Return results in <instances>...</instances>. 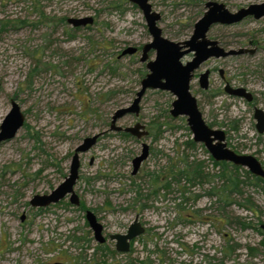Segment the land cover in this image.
<instances>
[{
  "label": "rangeland",
  "instance_id": "374dc122",
  "mask_svg": "<svg viewBox=\"0 0 264 264\" xmlns=\"http://www.w3.org/2000/svg\"><path fill=\"white\" fill-rule=\"evenodd\" d=\"M150 1L161 13L164 35L181 41L191 36L209 0ZM216 1L235 11L264 0ZM87 15L95 18L94 24L72 37L65 34L69 27L57 26L61 16ZM209 35L227 48L247 46L252 52L209 59L197 71L213 70L209 90L194 79L192 91L207 122L225 130L228 145L264 164V134L256 129L253 104L222 93L225 83L218 71L223 68L231 82L247 86L264 109V17L216 25ZM250 39L258 43L249 44ZM150 40L144 14L131 0H0V122L12 99L25 114L22 128L0 145V264H264V232L259 230L264 223V185L251 183L244 171L242 192L229 198L207 194L212 186L222 187L214 178L187 193L201 196L182 208L176 185L138 200L139 190L151 191L147 174L176 159L184 142L193 138L184 127L186 117L166 114L174 96L165 90H149L140 115L118 122L129 126L140 121L153 135L124 138L107 130L113 113L130 105L140 88L147 72L141 48ZM129 46L140 51L120 55ZM155 123H163L158 139ZM104 130L98 143L81 155L75 191L96 211L107 237L126 232L140 215L146 231L125 254H115V244L108 240L106 248L91 255L97 241L85 212L68 198L45 212L29 204L34 194L47 193L64 179L76 145ZM144 141L150 155L133 174L132 160ZM188 152L205 161L210 174L219 172L204 146ZM79 246L90 248L82 259Z\"/></svg>",
  "mask_w": 264,
  "mask_h": 264
},
{
  "label": "water",
  "instance_id": "95a60500",
  "mask_svg": "<svg viewBox=\"0 0 264 264\" xmlns=\"http://www.w3.org/2000/svg\"><path fill=\"white\" fill-rule=\"evenodd\" d=\"M131 1L143 12L151 35V40L142 47L140 58L146 65L147 73L141 79L140 88L132 103L118 108L113 113L107 130L125 131L139 139L148 137L150 133L146 124L137 121L134 125L122 126L118 122L127 115H140L141 102L149 90L169 91L174 96L170 109L171 115L174 118L186 117L194 141L203 144L214 160L231 162L264 178V165L257 156L239 153L231 148L227 143L225 130L213 127L207 122L200 108L198 97L193 93L191 86L196 72L209 59L224 58L246 52L245 48L227 49L223 47L217 39L209 37L211 28L216 24L234 25L250 16L255 19L263 18L264 1L251 3L232 11L224 2L209 0L205 4L204 14L195 22L191 36L181 41H175L164 35L163 28L159 24L162 18L161 13L154 9L150 0ZM68 22L74 26L85 27L94 23V17L91 15L72 17L68 19ZM136 51L137 47L129 46L122 51L121 55L133 54ZM151 52L154 53L152 58ZM189 54L192 55L191 59L184 60ZM209 76L210 69L204 70L199 75L200 85L204 89L209 88ZM225 89L231 95L245 98L247 101L253 100V94L246 87H233L227 83ZM254 117L258 132L264 133V109L255 106ZM24 121L25 114L22 112L20 104L12 99L8 112L0 122V145L12 139L22 128ZM107 130L86 136L76 145L69 161L68 173L64 179L49 192L34 194L29 199L30 206H47L58 203L64 198H68L72 205H80L81 200L78 192L75 191V185L80 178L81 155L90 151ZM149 155L150 145L144 141L141 153L132 160L133 174L138 173L142 163ZM86 217L95 230L97 240L104 241L103 223L92 210L87 211ZM261 228L264 232V223L261 224ZM145 231L146 227L142 224L138 214L129 225L127 232L111 234L110 238L116 240V247L119 251L127 252L131 248V241Z\"/></svg>",
  "mask_w": 264,
  "mask_h": 264
},
{
  "label": "trees",
  "instance_id": "16d2710c",
  "mask_svg": "<svg viewBox=\"0 0 264 264\" xmlns=\"http://www.w3.org/2000/svg\"><path fill=\"white\" fill-rule=\"evenodd\" d=\"M134 6L137 5L134 4ZM122 11H124V9H122ZM146 73L147 72L142 73V78L146 75ZM169 111V109H166V114L169 118H172L173 116L171 115V113H168ZM155 124H157L159 131L154 136L155 139H158V137L162 136L164 131L162 129L163 123ZM210 125L212 126V124ZM184 127L189 130L187 124H184ZM235 128L236 127H234V125L231 127V129ZM117 133L124 138H137L136 136H133L125 131H119ZM149 133L150 135H153L152 131H150ZM198 145H201L202 147L204 146L203 144H198L196 141H194L193 138L186 140L184 142V149L177 152L176 159L170 158L168 165L151 174H147V176H149V182L151 186L149 190L151 191L148 194H145L141 193L139 190L138 195L140 196V198L138 200L141 199V196L145 197L144 199L149 200L151 197L159 195L162 189L170 190L172 188V185H176L182 199V201L178 203V206L182 208L185 206V203H188L192 199L194 200V202H196L201 196L200 193L197 194L196 192H194V195H189L187 193H193L194 187H196L198 184L204 185L205 183H212L214 181V178H218L222 181V187L220 188V186H212L209 190H206L207 194L210 196H219L220 194V198H229L234 193L242 192L241 184L245 182V180H242V171L245 172V174L243 175H245L246 179H249L251 183H254L256 185H264V178L256 176L249 170L244 169L242 166L235 165L231 162L213 160L211 158L212 156L210 158L212 159L213 163L220 168L218 173L210 174V172L205 169V161L199 160L188 152V150H193L198 147ZM229 146H231L230 143ZM231 148L233 147L231 146ZM233 149L236 150L235 148ZM145 203L142 204V207L146 206ZM82 205L83 207H85L83 203ZM243 225L246 226L247 224ZM259 230L260 232H263L261 228H259Z\"/></svg>",
  "mask_w": 264,
  "mask_h": 264
},
{
  "label": "flooded vegetation",
  "instance_id": "af4514ba",
  "mask_svg": "<svg viewBox=\"0 0 264 264\" xmlns=\"http://www.w3.org/2000/svg\"><path fill=\"white\" fill-rule=\"evenodd\" d=\"M206 4V3H205ZM206 10V9H205ZM205 10H204V12H205ZM204 14V13H203ZM202 14V15H203ZM72 17H74V16H68V17H60V18H58L57 20H58V22H57V24H54V26H67V27H69V30L65 33L66 34V36L68 37H72L73 36V34H74V32L75 31H78L80 28H82V27H80V26H74V25H72L71 23H69L68 22V19L69 18H72ZM249 18H253L252 16H250V17H247L246 19H249ZM246 19H244V20H246ZM253 19H255V18H253ZM261 19V18H260ZM243 20V21H244ZM256 20H258V19H256ZM94 22H95V18H94ZM242 22V21H241ZM94 24V23H93ZM238 24V23H237ZM216 25H222V24H216ZM216 25H214V26H216ZM53 26V25H52ZM213 26V27H214ZM212 27V28H213ZM63 28V27H62ZM211 28V29H212ZM211 31V30H210ZM209 37H210V35H209ZM210 38H212V37H210ZM212 39H215V38H212ZM218 40V39H217ZM219 41V40H218ZM219 43L223 46V47H225L220 41H219ZM258 42L256 41V40H253V39H250V41H249V44H257ZM225 48H227V47H225ZM240 48H245L246 49V52L245 53H247V52H250L251 50H249L248 48H247V46H245V47H240ZM258 48H259V46H258ZM227 49H229V48H227ZM239 49V48H238ZM141 50H142V48H141ZM140 50H139V48H137V51L136 52H139ZM135 52V53H136ZM252 52V51H251ZM229 57V56H228ZM224 58H226V57H224ZM207 62V61H206ZM206 62H205V64H206ZM206 69H210V68H206ZM206 69H204V70H206ZM203 70V71H204ZM203 71H201L199 74L196 72V76H195V78L194 79H198L199 80V75L203 72ZM219 74H220V77H221V79L223 80V82L225 83L224 84V88H223V91H222V93H226L227 95H229V96H231V97H235V98H242V97H238V96H234V95H231V94H229L227 91H226V89H225V86H226V84L227 83H229L231 86H233V87H246L252 94H253V100L252 101H247L245 98H242V99H245L248 103H250V104H253V110H254V112H255V106H259L258 105V98L256 97V95L247 87V86H245L244 84H236V83H233V82H231L229 79H228V76H227V74H226V72H225V70L223 69V68H220L219 70ZM212 72H213V70H211L210 69V76H209V79H210V84H211V74H212ZM199 85H200V82H199ZM200 87H201V85H200ZM202 88V87H201ZM209 88H210V85H209ZM209 88L208 89H204V88H202L205 92H207L208 90H209ZM260 107V106H259ZM262 108V107H261ZM263 109V108H262ZM253 116H254V113H253ZM254 119H255V117H254ZM256 120V119H255ZM256 129H257V126H256ZM149 130V129H148ZM258 131V130H257ZM150 132V131H149ZM106 133V132H105ZM104 133V134H105ZM259 133V132H258ZM103 134V135H104ZM259 134H264V133H259ZM149 136H150V134H149ZM139 139V138H138ZM264 165V164H263ZM65 199V198H64ZM63 199V200H64ZM80 200H81V198H80ZM62 201V200H61ZM60 201V202H61ZM60 202H58V203H60ZM58 203H55V204H50V205H47V206H42V207H35V208H38V211L39 212H45V211H47V210H49L50 209V207H52V206H56ZM74 207H76V208H78V209H80V210H82V211H84L85 212V218H86V221H87V224H88V226H89V228H90V231L93 233V236H94V239H95V241H97V246H95L94 247V249L93 248H91L92 250H93V252H91L90 254L91 255H95L97 252H99V251H101L102 249H104V248H106V244L108 243V240H110L112 243H114L115 244V249L113 250L114 251V253L115 254H125V253H127V252H129L130 250H131V248H130V250L129 251H127V252H123V251H119L118 249H117V247H116V240H113V239H111L110 238V235L111 234H115V233H125V232H114V233H110L109 235H108V237H107V235L105 234V226L103 225V236L105 237V240L104 241H98L97 240V238H96V236H95V230L92 228V226L90 225V223H89V221L87 220V217H86V215H87V211L88 210H92L96 215H97V213H96V211L94 210V209H91V208H87L86 206L85 207H83V205H82V201H81V203H80V205H73ZM31 207H33V206H31ZM97 217H98V215H97ZM21 219H24V215H22L21 216ZM98 219H99V217H98ZM189 219H191V218H189ZM100 220V219H99ZM192 220V219H191ZM131 224V223H130ZM129 224V225H130ZM143 224V223H142ZM144 225V224H143ZM128 228H129V226L127 227V229H126V232H127V230H128ZM90 232V233H91ZM139 237V236H138ZM137 238V237H136ZM136 238H134L132 241H131V247H132V243L134 242V240L136 239ZM74 240L76 241V242H81L82 240H83V238H74ZM79 249H80V251H82V256H81V259H82V257H84V256H86V253L87 254H89V251H90V248H88V247H85V246H79ZM56 263H60V262H56ZM56 263H54V264H56ZM61 264H63V263H61Z\"/></svg>",
  "mask_w": 264,
  "mask_h": 264
}]
</instances>
